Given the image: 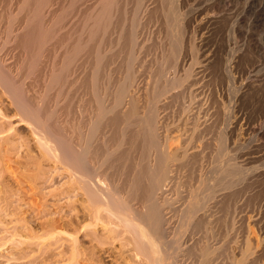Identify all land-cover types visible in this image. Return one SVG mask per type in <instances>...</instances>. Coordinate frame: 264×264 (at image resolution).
<instances>
[{
	"label": "bare ground",
	"instance_id": "bare-ground-1",
	"mask_svg": "<svg viewBox=\"0 0 264 264\" xmlns=\"http://www.w3.org/2000/svg\"><path fill=\"white\" fill-rule=\"evenodd\" d=\"M9 1L10 5L16 4V10H10L9 6L7 15L4 13L8 17L4 18L8 23L5 28L8 29V35L5 31L4 42L0 41L3 42L0 44V156L8 158L23 150L16 162L26 175L19 181L17 179L19 189H23L27 182L38 186V181L47 173L58 174L60 170L63 171L61 175L67 181L49 196L52 194L50 197L56 203L65 202L66 214L71 213L70 216L56 215L57 218L52 213H43L45 217L55 218L40 219L43 221L40 222L41 232L34 231V239L32 234V239L26 237L28 241L23 237L28 229H25L23 236L16 230L18 228L14 229L16 233L13 237H21L18 238L20 245L24 241L37 240L38 250L33 241L29 242H33V245H28L35 246L32 249L38 252L43 250V256L45 253L46 256L51 254L54 258L60 257L58 264H77L84 260L87 264L106 263L101 259L104 255L100 259L89 256L88 247L86 249L82 247L84 243H80L81 238L85 237L91 239L90 249L95 246V242L97 247H102L100 250L104 254L111 257L112 264H215L221 250L226 257L232 255L233 247L231 251L228 244L215 247L211 242L199 238L198 241H187V233L191 237L189 232L195 233L201 227L210 226L208 213L213 202L214 208H225L224 205L229 204L231 207L235 201L232 191H236V184L242 179V168L236 171V163L231 162L236 160L235 157L227 160V163L225 161V165L218 161L222 157L228 158L230 153L228 142L233 137L236 124L234 103L226 112L228 128L218 130L219 144L215 160L219 165H214V170H208L207 175L201 171L198 177L195 171L198 185L188 190L187 196L181 199V206H174L175 202L180 201L177 196L181 198L184 187V182L181 180L180 183L176 177L179 178L178 175L183 174L187 167L198 165V160L202 161V157L198 159L199 151H191L192 144L189 146L196 134H191L192 138L188 137V140L184 134L187 130L184 127L183 133L180 128V123L184 122L185 115L192 108L187 105L186 99L189 97L192 103H196L197 98L191 88L187 97V84L193 81L194 86L198 85L201 72L196 71L200 61L195 54L193 64L187 69V51L197 46L194 33L190 36L192 29L189 21L187 23V11L182 6V0ZM150 1L151 4H148ZM3 17L2 13L1 24L4 23ZM152 24L159 25V41L154 36L157 45L150 41L153 39V31H150ZM147 43L153 45L148 46ZM154 50L155 54L152 53L154 56L151 58ZM13 51H16L15 54ZM11 54L13 58L17 55V59L9 62ZM148 54L151 58L149 63L148 59L147 62L144 60ZM175 104L182 115L177 128L165 121L160 122L162 108L170 112ZM8 110H12V114ZM192 120L193 129L201 130H198L197 117ZM16 125L27 128L29 134L19 133ZM203 126L209 128L210 125ZM205 131L197 132V138ZM175 142L178 146L172 149L171 143ZM180 158L187 162V166H182V172H177L179 174L175 176L181 166L177 163ZM179 161L181 164V159ZM175 163L179 166L176 170ZM25 171H32L33 174L28 176ZM213 176L215 181L212 180ZM189 177H192L191 174ZM191 179L193 182L194 178ZM211 180L213 183L209 184ZM189 184H192L191 181ZM42 187H36V190L42 193ZM19 189L8 192L5 191L7 187H4L2 192L10 193V197L18 194ZM219 193H223V196ZM218 196L222 198L218 199ZM43 198L47 200L48 196ZM56 205L60 209L59 212L56 209L58 214H63L64 205ZM19 218L17 221L15 218V222L24 221ZM213 220L220 221L216 217ZM216 227L211 229L212 233ZM252 247L247 244L242 249L244 259L253 255L252 250L255 248ZM95 251L98 252L99 248L92 254ZM57 258L51 259L56 262ZM234 263L244 264L245 260ZM252 264H258V259L255 258Z\"/></svg>",
	"mask_w": 264,
	"mask_h": 264
},
{
	"label": "rangeland",
	"instance_id": "rangeland-1",
	"mask_svg": "<svg viewBox=\"0 0 264 264\" xmlns=\"http://www.w3.org/2000/svg\"><path fill=\"white\" fill-rule=\"evenodd\" d=\"M8 1L9 0H0V8H1V10L4 9V10H2L3 12L0 10L1 11L0 15L2 13L4 15L3 20L8 18L7 16H5V14L7 15L10 7H11L10 10H13V11L16 10L14 8V5H16V4L12 3L10 5L11 2L10 1L8 2ZM148 4H151V1ZM7 5H8V7H7ZM182 6L187 11V23L189 21L191 29L194 30V31L191 30L192 34H190V36H192L194 33V38L196 39V46L198 47V48L195 47L194 50H188L187 49L188 50L187 51V69L193 64L195 56H196V59L198 60V62L200 61V65L202 66L199 68V66H200L199 65L196 69L197 72L201 71L200 74L198 75V77H200V78H198V81H200V82H198V85L194 86L192 80H191L192 82L189 81V83L187 84L188 85L187 86V88H188L187 89V97L189 96L188 93H189L190 88H191L193 95H195V98L196 97L197 98H196V103H192L189 100V97L186 99L187 105H191V107H192L190 109L191 112H187V115H185V117L183 119L186 124L183 121H182L183 125L180 122H178V121H180L182 115L180 112H179L180 114L178 113V108H175V107H177L176 104L174 105V107L172 106L170 108V112H168L169 110L167 111V109L162 108V110L160 111V115H161L160 117L162 118V120L160 122L165 121V122L169 123V125L171 127L174 125L173 128L179 127L178 124L180 123V125H181L180 128H182L183 133L185 132L184 130H187V132H185L184 134H185V136H187L188 140L190 138H192V136L194 134H196L195 135L196 138H193L194 143L193 142L190 143L189 146L191 144H192V147L194 146L193 148L190 146L191 151L195 150V149L197 151H199L198 153L200 155L198 154V159H200V157H202L200 159L202 161L198 160V165L196 164L194 167H193V165L190 166L192 168H189V167L186 168L187 162L183 158H180L181 164L179 161L180 159L178 160L179 162L177 161V163H179V165H181L180 169H178L179 166L177 163L174 164L175 165L174 170L178 169V171H176V174L174 172L175 176H177L179 174V173L177 174V172H179V171L182 172V170H183V169H181L182 166H183V168L187 169V170L184 169L183 174L180 173V176H182V177H180L179 175H178L179 178L176 177V179H178L180 181V183L182 181L184 182V184L182 183L184 185V187L182 186L183 191L180 190L182 193V194L180 193L181 198L179 196H177L178 197L177 198V197H175L176 195H174V197L177 198V200H180V201L176 200L177 203L175 202L174 206H176V205L181 206L183 204L182 203L183 201L181 202V199H183V197L187 196L191 187L193 188V187H196L195 185H198V183H197L198 181H196V180L199 176H201V173H200L201 171H202L203 175H207L209 173V171L212 172L214 165L215 166L219 165V162L222 163V165H225V161L227 163V160L229 161L230 158L235 157L236 160L231 161V162H233L232 164H234V162L236 163V169H237L236 171H239L238 170L239 167H241L242 170L244 168V170H243L244 172L242 170L240 171L243 173V174L241 173L242 179H240L242 181L239 180V182L236 184V185H238V187L236 185H235L236 187L234 186L236 188V191L235 192L232 191L233 192V200H235L236 202L235 201L232 202L233 204H231V207L229 204H227V206L224 205L225 208H223V206L219 207V208L216 206V208H218V210L216 208H214L215 206L213 205V203H214L213 202L210 205L211 210L209 209L210 212L208 213V214H210L209 219H210L211 224L213 223L212 224L213 228L210 227L211 224L209 222L208 224H210V226L209 225H207V227L204 226L205 228L201 227L195 233L189 232V235L191 233L192 235H190V236L193 238L189 237L188 233H187V241H191L192 239L195 241H198V238H199V240L202 239V240H204V242L205 241L211 242L215 247L216 246L220 247V246H223L224 244H225L224 246H226L228 244L229 247L231 246L230 247L231 251H232V247H233V251L230 253L232 255H230L228 257L223 255V252L221 250V252H220L221 255L219 253V255L217 256L218 259L216 258L217 260L215 261V264H217V263L218 264H221V263L222 264H235L234 262H238V261L244 262V260H245L244 264H248V263L250 264L251 262L253 263L255 258L258 259V264H264V246H262V245H264V242H263L264 241V0H182ZM5 8H7L8 10L6 9L7 10L6 11ZM3 20H2V23L4 22L3 24H1V22H0V24H1L0 25V35L2 34L0 36V41L3 40V42H4V40H5L4 37H6L5 34L8 35V32H7L8 29H5V28H7L6 26H8L7 25L8 23H6V20L5 21H3ZM152 25H153V27H152ZM152 25L150 27V29H151L150 31H153V32H151V34L153 33L152 36L156 42L153 39H152L153 41L152 40H150V41L154 45L155 44L157 45V43L160 39V36H161L160 33L158 32L159 31V25H156V24H152ZM155 29H157V31ZM4 32H5V34H4ZM156 32L159 34H156ZM158 35H159V37H158ZM145 36H147V35H145ZM154 36L158 39V41H157V39L154 38ZM1 38H3V39H1ZM150 41H149V43H150ZM3 42H0V44ZM149 43H147L148 46L153 45V44L151 45ZM9 49H12V48H10V46H9ZM14 52H16V51H13V54H15ZM196 52L198 55L196 54ZM152 53L155 54V50L153 52H151V54ZM13 54H11L9 56L10 57L9 62L17 59V57H16L17 55L14 56V58H13V56H12ZM149 54L147 55L148 57L146 56L144 58V60L146 62H147V59L149 60L147 63H149L151 61L150 59L153 58V56H154V54H152V55L150 54L151 58H149ZM194 54H195V56H194ZM194 88H196V89L194 90ZM195 93L196 94L198 93V95H196ZM231 94H233L234 97ZM199 100L201 102H199ZM190 102H191V104H190ZM231 104H233V106L235 105L233 108V110H234L233 115H234V119L236 120L235 121L236 124L234 125L235 129H234L233 137H232V139L230 138V140H229L230 142H228V145H229L228 146V152H230L229 153L230 156L228 155V158L226 157L227 159L225 157H222L221 159H223V158H225V159H223L222 161H220L221 159L220 160L218 159L219 162H217L216 161L217 160L216 154H217V149H218V144H219L217 136L219 134V131L226 130V128H228V123L226 122L227 121L226 112L228 113V110L231 108ZM8 111H9V113H11L10 110H8ZM173 111H174V115L172 114ZM166 113H167V115H166ZM191 114H193V115H191ZM165 116H167L168 118ZM164 117H165V119H164ZM196 117L199 120L198 130L201 128L202 129L199 131H197V129H195L196 130V133H195V130L193 129L194 124H192L193 123L192 119L196 118ZM173 121L174 122L176 121V122L174 123ZM211 123L213 124V126ZM204 124H205V126L210 125L209 128L208 127H207L208 129L206 127L204 128V126H203ZM213 127H214V129H213ZM16 128H17L18 132L23 134V135H27V133L29 134V130H27V128L19 127V125H16ZM183 128H184V130H183ZM206 129H207V132L205 131ZM213 130H215V131H213ZM200 131H205V132L200 133V135L203 134L204 136L203 135L198 136V138H197V135H198L197 132H200ZM191 134H192V136H191ZM188 137H190V138H188ZM197 139H200V140H197ZM213 139H215V140H213ZM214 142H217V144ZM177 144H178L177 142L171 143L172 149H176V147L178 146ZM214 144L216 147L214 146ZM186 146H187V143H186ZM209 146H210V148H209ZM212 148L214 151L212 150ZM230 150H232V151H230ZM22 151L23 150L17 151L18 153L16 152V154L14 153V155L11 154V155H9L8 158L4 157V159L2 158L3 156L2 157L0 156V163L2 164V167H3V168L0 167L1 168L0 171L3 170V172H4V173L2 171H1L2 173L0 172V186H1V188H0V197H1V199H0L1 200L0 201V204H1L0 205V264H53L55 258H57V257L55 256V258H54L53 255L48 253L50 255L49 256L47 255V256L50 259L51 258L54 259V260L53 259L48 260V257L46 256L45 253H44L45 256L42 255L43 250L38 252L37 250L39 248V246H38L39 243L37 242V240H34V241L31 240L34 242V245H36L35 242L38 243L36 245V247L35 246H29V245H33V242L31 244V243H29L31 241L25 242L24 240L27 239V241H28L29 239L26 237L31 238L32 234H33L32 237L34 239V237H35L34 234H36L38 231H39V233L41 232L42 223H40V222L44 221L43 218H45V220H47V218L50 219L51 217L52 218L54 216L56 217V215H57V217L61 216V215L70 216L71 213L68 212L69 214L68 213L66 214L67 210H66V206L64 205L65 202L62 201L63 203H61V202L56 203V201H54L50 197L52 194H50V196H49V193H51L54 189L56 190L57 188L59 189L60 187H62V185L67 181V178H63V175H61V174H63V171H61V170L59 171L60 173L58 172L60 177L58 174H56L57 172L56 173L50 172V173H47V175H46L48 177L47 180H46L47 177L44 176L45 179L43 177V179H44V180L42 179L43 181L42 180L38 181L39 182L38 186H34V184H32V182H27L23 186V189H19L20 187H19L17 182L19 181V179H23L24 177H26L25 173L22 172V171H24L22 169V167L18 166L19 164L16 163V162H18V159H19ZM201 154L203 156H201ZM237 159H238V161H237ZM3 160L5 162L8 161V163L3 162ZM213 161H214V163H216V162L217 163L214 164ZM182 162L183 163L185 162V163L183 164ZM3 164H4V166H3ZM237 164L239 165L238 167H237ZM199 165H200V167H199ZM201 165H202V167H201ZM5 166H7V167H5ZM198 167L201 169H199ZM7 168H8V170H7ZM194 168L195 169L197 168V169L195 170ZM188 169H190V170H188ZM193 169H194V171H193ZM47 171H48V169H46V172ZM190 171H193V172H190ZM195 171H197L196 173H198L199 175L196 174ZM25 172L27 175L29 174L28 176L33 174L32 171H25ZM53 173L55 174V177H54ZM185 173L188 177L191 174V176L194 178L193 182L195 180L196 182H194V183H197V184H193L192 179H191L192 177L188 178L185 175ZM2 174H3V176H2ZM197 175H198V177H197ZM16 176H17V178H16ZM195 176L197 178H195ZM211 177H212V175H211ZM17 179H18V181H17ZM213 179L215 181L214 176H213L212 180ZM51 181L54 183H52ZM190 181L192 184H189ZM2 182H4V185ZM40 183H41V185H40ZM187 183H188V185H187ZM212 183H213V181L212 182L209 181V184H212ZM2 186L7 187V190H5V191L10 192L11 189H13V190L19 189L20 192L18 194H16L17 196L15 194H13L15 196L11 195L13 197H11V196L9 197L10 193L5 192V193H8V195H6L5 193L2 192L4 190V187H2ZM39 186L44 187V189L41 191L42 193H40L38 190H36V189H38L36 187H39ZM48 186L50 188H48ZM9 188H11L10 191H9ZM235 188H233V190ZM28 190H30V191H28ZM36 193H37V195H36ZM32 194H34V195H32ZM42 194H44V196ZM219 195H220V193H219ZM46 196H48V198H46L47 200H45L43 198ZM220 196H223V193H221ZM220 196H218L219 197L218 199L222 198ZM21 199H22V202L25 204H22ZM11 200L13 201L12 203L9 202ZM55 200H56V198H55ZM17 201H19V202H17ZM24 201H26V202H24ZM47 201H49V202H47ZM52 203L55 206H57L56 204H58V205L62 204L61 207L64 205L62 208V210L64 209L63 214H58L60 209L57 208L58 206L55 207L54 205H52ZM29 204H30V206H29ZM5 205H7V206H5ZM31 205H33V206H31ZM236 206H238L237 210H235ZM13 208H14V210H13ZM56 209H58V212L56 211ZM214 209H216L217 211ZM219 209H220V211H219ZM41 211H42V213H41ZM215 211L217 212L216 214H214ZM43 213H45V214L46 213H52V215H54V216L45 217V215ZM222 213H223V215H221ZM37 214H40L41 217H38L39 215H37ZM15 215L17 217H15ZM25 215H26V217H25ZM213 215L214 216L216 215L215 216L216 219L219 218L220 221L213 220V219H215V217L214 218L212 217ZM19 216L21 218V219L19 218L20 220L24 219V221H21V223L15 222V218L17 221ZM252 217H254V218H252ZM211 218H213V219H211ZM40 219L43 221H41ZM223 221H226V222H223ZM23 222H25V223H23ZM215 222L216 223L219 222V224L218 223L216 224ZM214 223H215V226H214ZM40 224H41V226H40ZM216 225H217V227H216ZM243 225H244V228H243ZM15 226H17V227H15ZM229 226H230V228H229ZM20 227H21V229H20ZM215 227L217 229L215 230V232L213 231V233H212V230L215 229ZM16 228H18V229H16ZM208 228L210 229L209 231H211V233L208 231ZM14 229L19 231L22 234V236L25 232V229H28L29 231L33 230V232L36 231V233L35 232L33 233L31 231L30 232L31 234L29 233L30 234L29 235L28 234L29 231L26 230V232L23 236L26 238V239L24 238V240H23L25 243L23 242L24 244L22 243L20 245V239L18 241V238H21V237L20 236H18L16 238L13 237V235H15V233H16V231ZM202 229H204V232ZM206 232H207V234H205ZM193 234L195 236H193ZM200 234H202V235H200ZM212 234H214V235H212ZM226 238H228L229 240ZM87 239H89V240H87ZM230 241L231 242L234 241V242L231 243ZM237 241L238 242L241 241V242H239V244H238ZM17 243H19V244H17ZM80 243H81V245H82V243H84L85 246L82 245V247H85V248L88 247V249L91 253L90 255L88 254L90 257L92 255H94L95 257L97 256L100 259V257L104 255L103 257L105 258V261H104L103 257L101 258V259H103V263L106 262L104 264H112L113 263V260L111 259V257H108L106 254H104V252H102V250H100V248L102 249V247H99V246L97 247L95 242H93V244L95 245L93 247L94 248L96 247V248L94 249L92 247L91 249H93V250L90 249V247L92 246L91 245L92 242H91V239L89 237L81 238ZM221 243H222V245H221ZM246 243L248 245L250 244L251 247L253 246L252 249L255 248L256 251L252 250L253 255L248 256L247 259H244L243 258L244 252L242 254V251L246 248V246H247ZM233 244H234V246H233ZM245 244H246V246H245ZM32 247L37 248V250H35V248L32 249ZM108 247H111V245H109ZM98 248H99V251H98ZM113 248H114V246H112V249ZM44 249H46V247ZM223 249H225V248H223ZM33 250H34V252L37 251V253L36 252L34 253ZM94 250H97L98 252L95 251L96 253L93 252L95 254H92V251H94ZM31 253H33V254H31ZM97 253L100 254V256ZM58 259L60 260L61 258L60 257L57 258L56 259L57 261L54 262L55 264H58V261H59ZM109 259H111V262ZM234 259H235V261H234ZM236 259H238V260H236ZM82 260L83 259H81V261ZM84 261H83V263L80 261L76 262V263L77 264H87V262L85 263ZM225 261L226 262L228 261V262L226 263ZM63 264H65V263H63ZM66 264H69V263L66 262Z\"/></svg>",
	"mask_w": 264,
	"mask_h": 264
}]
</instances>
